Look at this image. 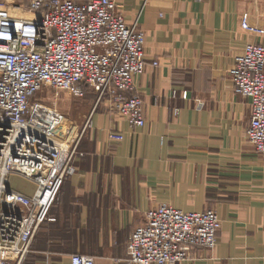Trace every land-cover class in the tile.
<instances>
[{"label":"crops","instance_id":"1","mask_svg":"<svg viewBox=\"0 0 264 264\" xmlns=\"http://www.w3.org/2000/svg\"><path fill=\"white\" fill-rule=\"evenodd\" d=\"M117 2L146 34L147 65L134 89L146 123L130 128L108 100L79 104L85 116L72 123L81 133L89 124L77 170L27 263L71 264L80 253L96 264H131L130 234L166 203L215 209L222 220L218 245L178 264H264V162L246 136L249 99L234 92L229 74L246 44H264V0ZM111 130L124 140L111 141Z\"/></svg>","mask_w":264,"mask_h":264},{"label":"built area","instance_id":"2","mask_svg":"<svg viewBox=\"0 0 264 264\" xmlns=\"http://www.w3.org/2000/svg\"><path fill=\"white\" fill-rule=\"evenodd\" d=\"M23 1L0 0V264H24L41 227L51 217L65 181L75 174L82 133L58 126L34 110L46 89L76 98L108 100L130 128L146 123L143 99L134 93L146 69V34L139 17L129 22L117 0H27L36 17L12 10ZM154 61L153 65H158ZM234 92L249 99L248 141L264 162V44L250 42L229 71ZM187 98V94H184ZM52 107L58 101L51 102ZM63 127H65L63 129ZM123 141L121 131H109ZM17 174L36 184L33 193L11 186ZM222 220L215 209L184 211L170 204L149 209L127 242L131 264H178L200 247L218 245ZM71 264H96L75 253Z\"/></svg>","mask_w":264,"mask_h":264},{"label":"rangeland","instance_id":"3","mask_svg":"<svg viewBox=\"0 0 264 264\" xmlns=\"http://www.w3.org/2000/svg\"><path fill=\"white\" fill-rule=\"evenodd\" d=\"M18 1H23V9L20 11H14L12 10L13 15H18V13L22 16L25 17H36L35 15H32L27 9V0H18ZM83 100H90V101H95L97 100V95L94 93H89L86 95L84 98H76L72 95H70L66 91L60 92L59 96L56 95V90L55 89H46L42 92H40L33 100V105H35V109H37V114L52 122L55 124H59L58 126L65 125L67 121L72 123V121L75 123L79 122L81 118L83 119L85 116L86 111H82L80 107L78 108L79 104ZM58 101V106L56 108L52 107L51 102ZM66 113V114H65ZM68 119V120H67ZM77 121V122H76ZM65 127H63L64 129ZM10 182L11 186L17 190L26 192L28 194H31L34 192L36 189V184L29 179H26L24 177H21L17 174H13L10 177ZM33 245V243H32ZM32 250V246H31ZM31 250L28 253L25 263L28 264V259H30L31 255ZM56 264H61L60 257H58Z\"/></svg>","mask_w":264,"mask_h":264}]
</instances>
